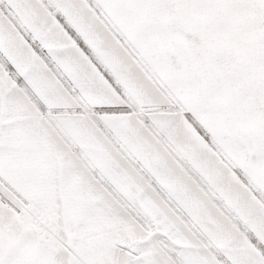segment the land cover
Masks as SVG:
<instances>
[{
	"label": "snow or ice",
	"instance_id": "snow-or-ice-1",
	"mask_svg": "<svg viewBox=\"0 0 264 264\" xmlns=\"http://www.w3.org/2000/svg\"><path fill=\"white\" fill-rule=\"evenodd\" d=\"M0 264H264V0H0Z\"/></svg>",
	"mask_w": 264,
	"mask_h": 264
}]
</instances>
